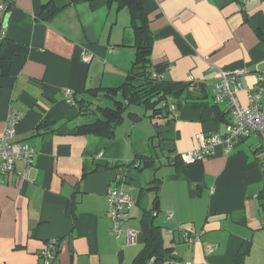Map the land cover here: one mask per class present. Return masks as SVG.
<instances>
[{
	"label": "crops",
	"instance_id": "0c3cea01",
	"mask_svg": "<svg viewBox=\"0 0 264 264\" xmlns=\"http://www.w3.org/2000/svg\"><path fill=\"white\" fill-rule=\"evenodd\" d=\"M141 2L150 62L162 67L160 90L175 94L167 100L172 109L155 119L144 104H131L108 138L78 132L94 119L79 105L111 106L87 90L117 86L131 71L130 8L119 0H0V134L15 112L16 141L35 150L26 177L22 161L1 176L0 264H44L51 238L58 247L50 264H132L146 216L174 247L167 263L264 264L260 138L229 150L215 145L198 160V182L178 170L179 154L194 149L198 136L224 130L227 103L212 96L217 69H244L239 102L247 105L259 85L264 103V0ZM162 140L174 150H161ZM143 158L151 165H134ZM111 188L134 200L119 235L107 214ZM129 228L140 232L133 244ZM185 233L199 239L189 242Z\"/></svg>",
	"mask_w": 264,
	"mask_h": 264
},
{
	"label": "built area",
	"instance_id": "2783aa9c",
	"mask_svg": "<svg viewBox=\"0 0 264 264\" xmlns=\"http://www.w3.org/2000/svg\"><path fill=\"white\" fill-rule=\"evenodd\" d=\"M0 9L4 10L1 5ZM83 60L88 61L90 56L83 55ZM245 70L241 68L217 69L215 71V81L212 86V96L216 104L227 103V121L224 130L219 133L202 134L197 137V145L194 149L182 152L179 158L184 163H192L203 157L213 154L214 146L221 144L226 150L238 140L249 136H257L261 140L262 161L264 164V103L260 101L261 86H255L249 92V103L242 105L237 93L242 88V76ZM153 76L162 78L161 73L153 72ZM261 79V77H259ZM69 100L71 92L66 91ZM172 109V107H171ZM20 115L12 112L6 120V123L0 134V180L1 176L7 172L13 171L15 163L22 161L25 164L23 176L26 177L27 169L32 164L35 157V150L27 143L16 141L15 124ZM134 204L128 191L111 188L107 191V214L111 219V231L115 235L121 232V223L124 218L125 210ZM171 216L168 215L167 218ZM264 226V218L262 220ZM127 242L133 244L140 236L136 229L126 230ZM185 240L195 242L199 239L198 234L185 233ZM58 247V241L51 238L46 241L45 248L41 252L44 264H50L55 257V251ZM212 248L208 247L207 251ZM170 264V263H162Z\"/></svg>",
	"mask_w": 264,
	"mask_h": 264
},
{
	"label": "trees",
	"instance_id": "16d2710c",
	"mask_svg": "<svg viewBox=\"0 0 264 264\" xmlns=\"http://www.w3.org/2000/svg\"><path fill=\"white\" fill-rule=\"evenodd\" d=\"M119 5H127L131 11V21L135 33V55L132 61L131 71L125 80L114 87H97L87 91L95 97H103L112 101L111 106L97 105L95 109H89L88 105L81 104L79 109L85 115H93L91 122L78 126L80 133H93L105 137L114 135L115 126L124 118L125 110L131 104H144L151 110V117L165 115L171 110L168 105L171 92H163L159 88L160 78L154 77L153 72L161 73L162 67L152 65L150 51L152 35L148 28V16L143 9L141 0H119ZM53 12L49 9L43 13L47 16ZM1 40V37H0ZM139 118V116L137 117ZM45 122H41V127ZM136 166H149L151 162L143 158ZM178 170L192 180H201V168L198 161L178 164ZM260 197L263 199L264 195ZM264 204V202H263ZM146 216L140 229L142 247L133 258L132 264H162L169 262L173 257L174 247L166 245L162 238V228L153 223L154 216ZM152 217V219H151Z\"/></svg>",
	"mask_w": 264,
	"mask_h": 264
},
{
	"label": "water",
	"instance_id": "95a60500",
	"mask_svg": "<svg viewBox=\"0 0 264 264\" xmlns=\"http://www.w3.org/2000/svg\"><path fill=\"white\" fill-rule=\"evenodd\" d=\"M160 148L163 151H173L174 147H173V142L171 140H162L160 142ZM171 161H174V158L171 159Z\"/></svg>",
	"mask_w": 264,
	"mask_h": 264
},
{
	"label": "rangeland",
	"instance_id": "374dc122",
	"mask_svg": "<svg viewBox=\"0 0 264 264\" xmlns=\"http://www.w3.org/2000/svg\"><path fill=\"white\" fill-rule=\"evenodd\" d=\"M155 119H157V117H155ZM162 230H163V229H162ZM161 235H162L163 240L166 242L167 239H168V238H167V235H165L163 231H162ZM165 236H166V237H165ZM165 242H164V243H165Z\"/></svg>",
	"mask_w": 264,
	"mask_h": 264
}]
</instances>
